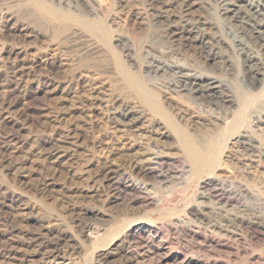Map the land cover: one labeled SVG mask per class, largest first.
Listing matches in <instances>:
<instances>
[{
  "label": "rangeland",
  "instance_id": "obj_1",
  "mask_svg": "<svg viewBox=\"0 0 264 264\" xmlns=\"http://www.w3.org/2000/svg\"><path fill=\"white\" fill-rule=\"evenodd\" d=\"M192 5L189 18L210 24L226 64L178 49L151 0H0V157L9 164L0 168V264H264V83L251 85L218 0ZM239 35L264 74V41ZM176 64L217 79L218 98L234 105L175 88ZM180 133L212 162L194 170ZM241 134L256 141L255 155ZM241 211L245 226L219 216ZM38 232L60 237L58 258L27 250Z\"/></svg>",
  "mask_w": 264,
  "mask_h": 264
},
{
  "label": "bare ground",
  "instance_id": "obj_2",
  "mask_svg": "<svg viewBox=\"0 0 264 264\" xmlns=\"http://www.w3.org/2000/svg\"><path fill=\"white\" fill-rule=\"evenodd\" d=\"M42 1H44V0H42ZM69 1H71V0H69ZM218 2L221 5V10L223 11V14L225 16H227V18L230 21L235 22L234 25H231L229 27L230 28L229 32H230V30H231V32L233 31L234 34L232 36L235 35L234 38L237 37L235 42L239 43L238 47H240V49L247 55L248 63H249L248 67H249L250 72L252 74L251 78H250L251 85L254 87L258 84L261 85L262 82L264 83V74L262 73L263 69L260 67L258 60L256 59V56L254 55V50L251 49L252 47L250 48L248 46L249 44L248 45L244 44L243 38L239 34L243 33L244 35H247L249 37H252V38L254 37L256 40L261 39L264 41V0H218ZM41 6H43V5H41ZM44 6H47V5H44ZM177 6L181 7V11H179L180 13H178L176 10ZM192 6H193L192 0H151V7L155 13L156 18L159 21L167 24V26L169 28L168 29V33H169L168 36H169L170 40L172 41V43L174 45L175 44L177 45L176 47H178V49H184V48L201 49L202 54L205 55V57L208 59L209 62H211L213 64H226L227 59L222 57L218 51L219 45H220V43L218 42L219 40L217 41L215 39V37L208 32V28H209L210 24L208 22H205V21H195L194 22L192 19L189 18L188 14L192 10ZM39 7H40V5H39ZM40 8H43V7H40ZM48 8H49V6H48ZM55 13H54V15H55ZM57 15H59V14H57ZM65 17H66V15H65ZM84 26L86 27V29L90 33H92L94 35L98 33V28L96 26L89 25V23H85V22H84ZM103 32H106V31H103ZM158 69H164V68L162 67V68H158ZM168 69H170L174 73V77L176 79L174 82L176 85L175 88L181 89L182 91H187V93L191 94L192 96L203 98V99H205V101H207L209 103L216 102V103H221V104L225 103V104L234 105L233 100H228V99L223 100V99L218 98L217 92L223 91L222 90L223 87H222V84L219 83L218 80L215 79L214 77H212L211 75L203 74V73H197V72L193 73L188 68L187 69L185 67L183 68V65H180V66H178V65L177 66H171L170 65L168 67ZM128 77H129V75H128ZM125 79H127V78H125ZM141 97H142V101L145 103V105H147V107H149L153 112L160 114V115H164L163 114L164 109L162 110L161 105L158 103V101L156 100L155 97H152L151 95H149L147 93L145 94V92H143ZM0 111H1V109H0ZM128 114L129 113L124 114V116L127 117ZM129 120L132 124H134L137 122L138 119H135L133 117L132 119L130 118ZM181 133H180V135L182 136V141L181 140H179V141H181L182 146L185 148V151L184 150L183 151L189 157V159L191 161L192 168L198 172V170H200L201 165L203 163L212 162L214 157L209 152L202 151L200 149V147L198 146V144H196L194 142V140L190 139L189 136H187L185 134H181ZM236 141L238 144L242 145L247 150V152L252 153V155L256 154V151L258 150V146H257L256 141L253 138H249L246 134H241V135H238L236 137ZM5 143H6V141H5ZM64 155L65 154L61 153L60 151H55V152L51 153L50 156L57 157V159H62L65 157ZM139 161L140 160H137L136 158H134V155L129 153V156L125 161V166L129 169H134L139 165ZM143 162H144V160H143ZM7 163L8 162H7L6 157L1 156L0 157V168L1 169H7L9 167L8 166L9 164H7ZM162 165H163V163H162ZM107 168L104 170V172H105L104 175H106V178L108 180L114 179L113 183L115 185L113 187L115 190H118L119 187L117 186L118 185L117 182H119V181L118 180L115 181V177H111V172L108 171ZM156 169L159 170L158 168H156ZM164 169L163 168L160 169L161 172H160L159 176L164 177L163 181L170 180V178H171L170 172L166 171ZM150 170H151L150 172H152L154 169H151V167H150ZM123 175L124 174L121 173L119 176L122 177ZM173 179H174V177H173ZM110 189H111V187H110ZM211 190H213V189H211ZM218 196L221 199H223L222 197H224V195L220 194V192H219ZM146 200L149 203H152V199H150V197L147 198ZM236 213L234 215L235 220L230 218L231 216L227 215L228 212H227V214L224 213L225 215L219 214V216H221L223 219H226L227 221H232V222L237 221L238 226H243V225L245 226L246 225V218H245L246 216L244 217V215H242L243 211H241L237 214ZM249 213L253 218H255V221L259 220L260 216H257L256 212H253V211L250 212L249 211ZM1 214H2V211L0 210V225H4V224L7 225L8 224V218L4 217ZM240 214H241V216H240ZM247 226L250 228H255V227L263 226V223L252 222L250 224L247 223ZM58 239L60 240V237L57 238V240H52V239L44 236L43 234H41L39 232L37 234H32L28 237V240L26 242L27 248H28L27 250H29V252L31 254H36V255L42 254L46 260L58 258L59 253L61 251V245H62L58 241Z\"/></svg>",
  "mask_w": 264,
  "mask_h": 264
}]
</instances>
